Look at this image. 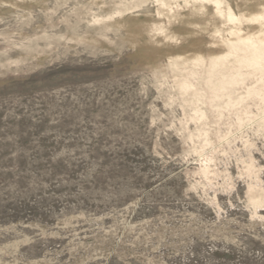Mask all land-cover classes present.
<instances>
[{
	"label": "rangeland",
	"instance_id": "1",
	"mask_svg": "<svg viewBox=\"0 0 264 264\" xmlns=\"http://www.w3.org/2000/svg\"><path fill=\"white\" fill-rule=\"evenodd\" d=\"M0 264H264V0H0Z\"/></svg>",
	"mask_w": 264,
	"mask_h": 264
}]
</instances>
